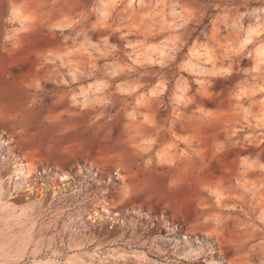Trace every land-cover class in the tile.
<instances>
[{"label":"rangeland","instance_id":"obj_1","mask_svg":"<svg viewBox=\"0 0 264 264\" xmlns=\"http://www.w3.org/2000/svg\"><path fill=\"white\" fill-rule=\"evenodd\" d=\"M152 2L0 0V264H264V0Z\"/></svg>","mask_w":264,"mask_h":264},{"label":"crops","instance_id":"obj_2","mask_svg":"<svg viewBox=\"0 0 264 264\" xmlns=\"http://www.w3.org/2000/svg\"><path fill=\"white\" fill-rule=\"evenodd\" d=\"M155 0H153L152 4ZM183 12L182 6H177L174 8V14H169V19L174 18L177 15H181ZM168 24H170L168 22ZM166 27H164L165 30ZM123 35H127L126 28L123 29ZM158 29H154V35L147 37L148 39L145 41L144 49L145 52L141 54L142 58H151V54H157L158 58L165 59L168 56L173 57L172 53H175L176 49L180 47L181 44H183V41L185 39V32L182 29H176V30H170V31H164L162 33L157 32ZM225 39V37H224ZM136 41H143L142 38L135 39V38H129L127 42L129 44H134ZM243 35L239 41H234L235 44L234 49L239 52H243ZM195 43V46H199L200 43ZM207 45L211 46L212 48L215 47L212 45L211 42L207 41ZM263 49V48H262ZM261 49V50H262ZM260 50V51H261ZM151 56V57H150ZM225 74V73H224ZM242 77V76H240Z\"/></svg>","mask_w":264,"mask_h":264},{"label":"bare ground","instance_id":"obj_3","mask_svg":"<svg viewBox=\"0 0 264 264\" xmlns=\"http://www.w3.org/2000/svg\"><path fill=\"white\" fill-rule=\"evenodd\" d=\"M249 37V36H248ZM247 41L249 40L248 38L246 39ZM246 42V41H245ZM259 54H264V48L258 52ZM27 173L29 172V170L26 171Z\"/></svg>","mask_w":264,"mask_h":264}]
</instances>
